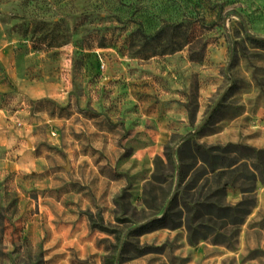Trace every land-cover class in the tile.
Instances as JSON below:
<instances>
[{
  "label": "rangeland",
  "instance_id": "rangeland-1",
  "mask_svg": "<svg viewBox=\"0 0 264 264\" xmlns=\"http://www.w3.org/2000/svg\"><path fill=\"white\" fill-rule=\"evenodd\" d=\"M250 38L264 0H0V264H264L260 183L231 248L134 233L173 198L187 134L264 150Z\"/></svg>",
  "mask_w": 264,
  "mask_h": 264
},
{
  "label": "trees",
  "instance_id": "trees-1",
  "mask_svg": "<svg viewBox=\"0 0 264 264\" xmlns=\"http://www.w3.org/2000/svg\"><path fill=\"white\" fill-rule=\"evenodd\" d=\"M160 34L162 30L156 37ZM250 40L253 45L264 47V40ZM187 110L192 125L195 114ZM190 136L191 133L187 134L182 143L176 144V151L169 152L166 157L177 185L173 198L161 217L136 227L135 236L158 229L184 227L191 247L209 242L213 246L231 248L237 241L239 228L256 207V185H264V150L230 143L223 147L198 144L188 139ZM252 159L255 164L249 165ZM229 189H237L241 193L242 198L235 205L226 202ZM116 240L120 244L119 238ZM114 261L115 258H108L106 264H114Z\"/></svg>",
  "mask_w": 264,
  "mask_h": 264
},
{
  "label": "water",
  "instance_id": "water-1",
  "mask_svg": "<svg viewBox=\"0 0 264 264\" xmlns=\"http://www.w3.org/2000/svg\"><path fill=\"white\" fill-rule=\"evenodd\" d=\"M216 106V105H215ZM210 115H211V112L207 115V117H206V119L203 121V123L198 127V129H200L206 122H207V120L209 119V117H210Z\"/></svg>",
  "mask_w": 264,
  "mask_h": 264
},
{
  "label": "crops",
  "instance_id": "crops-1",
  "mask_svg": "<svg viewBox=\"0 0 264 264\" xmlns=\"http://www.w3.org/2000/svg\"><path fill=\"white\" fill-rule=\"evenodd\" d=\"M12 72H13L12 69L9 67L10 78H12V76H13V73Z\"/></svg>",
  "mask_w": 264,
  "mask_h": 264
}]
</instances>
